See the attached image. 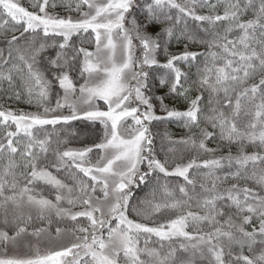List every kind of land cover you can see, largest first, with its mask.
Wrapping results in <instances>:
<instances>
[{
  "label": "snow or ice",
  "instance_id": "snow-or-ice-1",
  "mask_svg": "<svg viewBox=\"0 0 264 264\" xmlns=\"http://www.w3.org/2000/svg\"><path fill=\"white\" fill-rule=\"evenodd\" d=\"M31 8L0 0V99L9 105L0 104V264H264V0H32ZM174 41L185 42L179 53ZM198 56L202 66L192 63ZM153 69L164 94L150 88ZM169 96L186 110L168 107ZM22 101L37 110L10 106ZM242 114L251 119L240 126ZM173 119L189 135L171 141L182 152L169 147L161 160L149 125ZM72 121L99 125V142L53 147L45 127ZM65 173L71 183L58 178ZM150 183L153 198L132 206L133 189ZM162 211L174 216L153 220ZM53 215L77 222L55 229L75 240L41 251ZM34 218L48 227L29 232Z\"/></svg>",
  "mask_w": 264,
  "mask_h": 264
},
{
  "label": "trees",
  "instance_id": "trees-1",
  "mask_svg": "<svg viewBox=\"0 0 264 264\" xmlns=\"http://www.w3.org/2000/svg\"><path fill=\"white\" fill-rule=\"evenodd\" d=\"M31 2L32 0H20V3L22 6L28 8L29 10H34L31 8ZM59 2V0H58ZM180 2H185V0H180ZM212 3H216V0H211ZM50 11H53L52 9H49ZM86 11V7L84 9ZM197 11L200 14H207L208 9L207 8H200L197 6ZM55 12H57L60 15H65V9L62 7H58ZM73 18H77L79 15L78 13H70ZM251 13L248 14L250 17ZM247 18V17H246ZM196 22H193L191 20L188 21L189 25V30H194ZM16 35H19V31L16 32ZM27 35V34H25ZM2 39V38H0ZM77 38L74 37V41H76ZM185 42H181L177 44L175 41L172 43L170 47V51L172 53H179L180 51L183 50ZM85 47L89 48V50L94 49L93 44H85ZM0 47H2V44H0ZM188 50L194 51L197 53H204L206 52V48L204 45L200 43H189L188 44ZM55 54V49H50L47 53L48 56H52ZM137 55H139V49H137ZM160 57L158 56V59ZM203 58L202 57H197L196 61H193V65H200L202 66ZM190 74L192 75V78H196L197 74V67L193 66L189 69ZM150 75V88L152 92L156 93L157 95L164 94L167 92V88H161L159 85L158 81L160 76L162 75V72L160 70L153 69L149 73ZM82 82V81H80ZM2 95V94H0ZM207 95V93L205 94ZM101 107L103 108V102H99ZM156 103V114L157 115H164V113L160 110L159 103L157 101H154ZM0 104H3L5 107L9 106L3 99H0ZM51 104L54 106L55 104V97H53ZM165 104L168 105V107H175L178 110H186V103L182 99H178L176 97L169 96L165 100ZM14 109H22L24 111H36L37 109L34 106H29L25 102H20V103H11L10 105ZM250 116H241L239 120L240 126H243L244 123H246L248 120H250ZM150 131L153 134L154 137V146L156 149V154L158 158L163 160L165 158V155L167 154V150L169 147H173L177 149L178 152H182L184 150V146L180 144H172L171 141L174 140H179L181 138H185L189 135L188 129H186L183 124L178 121V120H165V121H153L151 125H149ZM14 130V128H13ZM45 131L52 133V140H53V147L57 146V141H60L59 147L61 149H66V148H79L84 146L85 144L91 145L93 142H99V125L95 126V129L92 131H88L86 128V125L82 121H72L67 125H56L55 126V131L53 130L52 126H46ZM197 130L195 128L192 129V132H196ZM215 146L214 144L210 143L209 147ZM233 152H235V147H233ZM248 151H252V148H249ZM193 153L191 152H184L185 156L192 155ZM219 155V153H217ZM95 159V157H94ZM54 171V170H53ZM54 174H56L54 172ZM66 173L60 175L58 178L65 179L66 183H71L70 180L66 179ZM163 182V179L161 180V183ZM168 182L170 185H174L175 183H182V178H174L170 177L168 178ZM153 185L150 183L149 185H140L139 188H134V196L131 201L132 206H139V202L141 200H151L152 197V192H153ZM38 190L42 191L45 196H47L49 199H54L55 191L53 189H50L49 186H43L40 187L38 186ZM197 191H199V188H197ZM99 194V193H98ZM177 195H179L177 193ZM163 199L162 192L159 187H155V200L156 201H161ZM67 206V205H65ZM74 210H79V209H74ZM33 216H35V213H33ZM174 213L168 212V211H162L161 213L157 214L156 216L153 217V220H156V222H164L167 218L173 217ZM129 218L137 220L138 222H147L151 226V221H144L141 220L140 217H137L134 212L130 210L129 212ZM81 221H83V218H80ZM77 222L70 221L67 219H60L56 216H52L51 218V226L48 227V221H40L36 220L35 218L29 225V231H32L33 228L35 227H48V231L51 233H55V229L57 227H60L62 229H72ZM0 227H4L2 222H0ZM80 234V233H76ZM156 238H152V244L150 246H156L155 245ZM165 250H167V244L165 245ZM260 246L256 245L254 247L253 253H249L247 249L245 248L244 254L246 255H253L256 254L260 251ZM238 251V249H236ZM178 259H188L189 254L184 253V252H178L177 253ZM196 264H203L199 259L196 260Z\"/></svg>",
  "mask_w": 264,
  "mask_h": 264
},
{
  "label": "rangeland",
  "instance_id": "rangeland-1",
  "mask_svg": "<svg viewBox=\"0 0 264 264\" xmlns=\"http://www.w3.org/2000/svg\"><path fill=\"white\" fill-rule=\"evenodd\" d=\"M87 10V8H86ZM63 16V15H62ZM65 113H67V110H64ZM31 232V231H29ZM51 233V232H50ZM76 235H80V234H76ZM23 239L25 241H32L35 242L36 238L32 237L30 235H26L25 237H23ZM75 237L72 236L71 234H69L68 232H65V234H63L61 237L56 238V233H51V236H49L47 233H45L42 237H41V251H45L51 248H59L65 244H68L71 241H74ZM22 251H28V249H21Z\"/></svg>",
  "mask_w": 264,
  "mask_h": 264
}]
</instances>
